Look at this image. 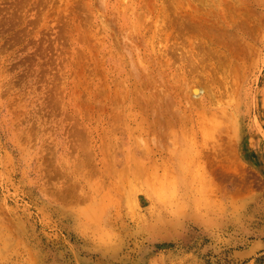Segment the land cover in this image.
<instances>
[{"label": "rangeland", "instance_id": "1", "mask_svg": "<svg viewBox=\"0 0 264 264\" xmlns=\"http://www.w3.org/2000/svg\"><path fill=\"white\" fill-rule=\"evenodd\" d=\"M0 264H264V0H0Z\"/></svg>", "mask_w": 264, "mask_h": 264}]
</instances>
